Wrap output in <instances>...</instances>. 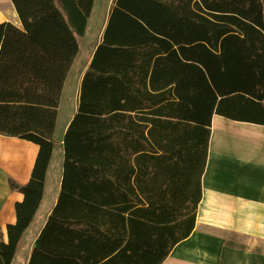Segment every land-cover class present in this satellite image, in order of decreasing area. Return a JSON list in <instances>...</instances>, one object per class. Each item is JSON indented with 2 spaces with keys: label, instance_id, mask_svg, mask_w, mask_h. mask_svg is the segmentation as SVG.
Returning <instances> with one entry per match:
<instances>
[{
  "label": "trees",
  "instance_id": "obj_1",
  "mask_svg": "<svg viewBox=\"0 0 264 264\" xmlns=\"http://www.w3.org/2000/svg\"><path fill=\"white\" fill-rule=\"evenodd\" d=\"M95 0H12L0 133L36 143L11 264L42 200L62 88ZM264 125V0H115L64 137L61 190L28 264H162L194 230L212 118Z\"/></svg>",
  "mask_w": 264,
  "mask_h": 264
},
{
  "label": "crops",
  "instance_id": "obj_2",
  "mask_svg": "<svg viewBox=\"0 0 264 264\" xmlns=\"http://www.w3.org/2000/svg\"><path fill=\"white\" fill-rule=\"evenodd\" d=\"M55 1L68 20L60 0ZM114 5L115 0H95L84 33H76L79 50L60 96L56 145L42 200L11 264H28L36 239L57 203L65 133L78 112L83 78L103 42ZM5 21L24 28L12 0H0V23ZM38 152L36 143L0 133V226L5 242L7 225L17 220L15 205L24 200V194L13 190L9 181L27 183ZM162 264H264V125L213 115L194 230L175 245Z\"/></svg>",
  "mask_w": 264,
  "mask_h": 264
},
{
  "label": "rangeland",
  "instance_id": "obj_3",
  "mask_svg": "<svg viewBox=\"0 0 264 264\" xmlns=\"http://www.w3.org/2000/svg\"><path fill=\"white\" fill-rule=\"evenodd\" d=\"M62 155H63V153H62ZM55 166V164L53 165V167ZM60 166H61V164H60ZM56 167H58V166H56Z\"/></svg>",
  "mask_w": 264,
  "mask_h": 264
}]
</instances>
